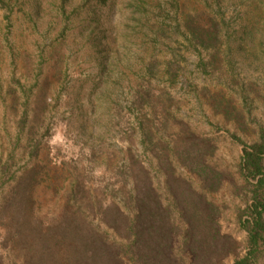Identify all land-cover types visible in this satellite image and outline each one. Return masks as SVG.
Listing matches in <instances>:
<instances>
[{"label":"rangeland","instance_id":"obj_1","mask_svg":"<svg viewBox=\"0 0 264 264\" xmlns=\"http://www.w3.org/2000/svg\"><path fill=\"white\" fill-rule=\"evenodd\" d=\"M260 128L264 0H0V199L35 176L34 222L70 203L116 239L98 210L122 205L138 163L163 205L174 184L191 195L204 185L222 252L207 264H232L246 251L239 215L253 188L242 142ZM183 163H205L216 180L202 185ZM76 173L84 188L67 201ZM21 255L0 237V264Z\"/></svg>","mask_w":264,"mask_h":264},{"label":"trees","instance_id":"obj_2","mask_svg":"<svg viewBox=\"0 0 264 264\" xmlns=\"http://www.w3.org/2000/svg\"><path fill=\"white\" fill-rule=\"evenodd\" d=\"M189 136L195 144L210 142L199 140L191 131ZM242 144L239 168L253 188L250 203L239 215L240 226L246 232V251L232 264H256L264 244V129L260 128L254 142ZM183 164L198 175L202 185L216 180L214 172H206L205 163ZM134 165L139 166L133 163L124 173V178H133L126 200L122 205L109 204L108 211L101 210L102 205L98 210L107 228L117 234L116 239H109L105 229L88 219L87 211L80 206L73 209L70 203L57 219L34 222V190L39 182L29 175L21 177L9 197L0 199L1 239L20 247L23 264H182L187 256L191 264H207L206 258L220 256V235L213 227L216 208L206 200L205 194L209 192L204 191V185L196 190V195H191L174 184L179 191H172L173 201L163 205L149 171L141 166L134 169ZM3 170L7 171V167ZM55 170L59 171V167ZM55 174V179L60 176ZM74 176L67 201L84 188L81 175ZM173 207L177 208L176 215ZM181 222L184 225L180 227Z\"/></svg>","mask_w":264,"mask_h":264}]
</instances>
